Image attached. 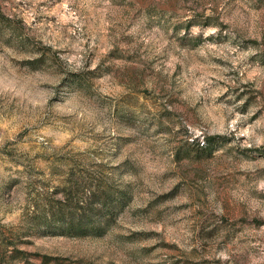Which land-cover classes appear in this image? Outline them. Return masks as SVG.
I'll return each mask as SVG.
<instances>
[{
    "label": "rangeland",
    "instance_id": "rangeland-1",
    "mask_svg": "<svg viewBox=\"0 0 264 264\" xmlns=\"http://www.w3.org/2000/svg\"><path fill=\"white\" fill-rule=\"evenodd\" d=\"M106 188L100 232L44 223ZM4 237L0 264H264V0H0Z\"/></svg>",
    "mask_w": 264,
    "mask_h": 264
},
{
    "label": "trees",
    "instance_id": "trees-1",
    "mask_svg": "<svg viewBox=\"0 0 264 264\" xmlns=\"http://www.w3.org/2000/svg\"><path fill=\"white\" fill-rule=\"evenodd\" d=\"M113 192L114 191H112L110 188H106L100 193L94 189V191H92L91 195L89 196L88 201H85V203H83V205H81L79 208L67 204V200L64 199L66 203H59L58 205L51 207L46 217H44V223H49L47 220L48 217V219L58 224L57 230L59 232L72 235L84 234L89 230L93 232H100L102 230V225L93 219V214L96 210L102 207L108 208L110 205H115V203L120 204L124 193L119 192L118 200H116L117 197L113 196ZM64 193L67 195L65 190ZM93 197L97 198V202L95 204V201L92 200ZM8 240L9 239L4 237L3 242L0 243V258L4 259L8 256V253H6L7 246L10 244L9 242L12 243V241ZM22 252L23 250L13 246L12 250L10 251L11 255H9L19 256V254Z\"/></svg>",
    "mask_w": 264,
    "mask_h": 264
}]
</instances>
